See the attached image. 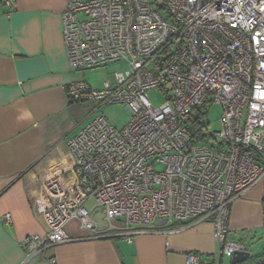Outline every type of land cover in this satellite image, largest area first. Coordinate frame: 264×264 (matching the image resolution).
Masks as SVG:
<instances>
[{
  "label": "built area",
  "instance_id": "obj_1",
  "mask_svg": "<svg viewBox=\"0 0 264 264\" xmlns=\"http://www.w3.org/2000/svg\"><path fill=\"white\" fill-rule=\"evenodd\" d=\"M61 15L69 70L127 67L102 88L69 82V100L124 104L130 119L116 127L98 114L70 138L71 170L46 179L34 200L47 229L23 239L26 260L56 264L48 253L74 222L131 242L164 218L212 221L219 257L245 250L228 240V218L264 177V0H66ZM151 89L165 102L154 106ZM211 103L222 108L215 132L203 116ZM192 116L207 135L193 134ZM186 264L210 261L190 252Z\"/></svg>",
  "mask_w": 264,
  "mask_h": 264
},
{
  "label": "crops",
  "instance_id": "obj_2",
  "mask_svg": "<svg viewBox=\"0 0 264 264\" xmlns=\"http://www.w3.org/2000/svg\"><path fill=\"white\" fill-rule=\"evenodd\" d=\"M65 7L66 0H15L10 11L0 0V264H48L27 261L21 246L27 235L47 229L34 200L46 179L71 170L68 142L100 109L67 96L65 86L77 73L67 65ZM104 228L92 233L71 223L66 227L70 240L48 254L56 264H186V255L198 252L210 264H231V255L218 256L212 221L157 225L131 242ZM228 228L229 241H250L256 248L245 247L249 260L264 246V177L234 200Z\"/></svg>",
  "mask_w": 264,
  "mask_h": 264
},
{
  "label": "rangeland",
  "instance_id": "obj_3",
  "mask_svg": "<svg viewBox=\"0 0 264 264\" xmlns=\"http://www.w3.org/2000/svg\"><path fill=\"white\" fill-rule=\"evenodd\" d=\"M126 65L123 62H113L105 66L96 67L88 69L85 71H76L75 81H85L89 83L93 88H102L105 81L113 79L114 73L119 70H126ZM148 96L151 99L154 106H159L165 102V96L163 91L159 89H151L148 91ZM209 111H207L203 116L206 118V122L209 123L210 130L212 132L218 131L220 129V119L222 115L221 105L218 103L209 104ZM98 114H104L108 120L116 127L124 126L130 119V113L124 104H111L104 105L91 116H89L82 126H84L89 120L93 119ZM208 140H206L207 142ZM93 201H89L87 206L91 208ZM245 247L254 252V246L250 241L244 242ZM253 243L257 244V241ZM261 255V256H259ZM264 246L257 248L255 257L251 258L245 264H262V259L264 260Z\"/></svg>",
  "mask_w": 264,
  "mask_h": 264
},
{
  "label": "water",
  "instance_id": "obj_4",
  "mask_svg": "<svg viewBox=\"0 0 264 264\" xmlns=\"http://www.w3.org/2000/svg\"><path fill=\"white\" fill-rule=\"evenodd\" d=\"M168 223V219L164 218L157 222L158 226H164ZM250 252L247 250L236 251L231 255V264H244L249 261Z\"/></svg>",
  "mask_w": 264,
  "mask_h": 264
},
{
  "label": "trees",
  "instance_id": "obj_5",
  "mask_svg": "<svg viewBox=\"0 0 264 264\" xmlns=\"http://www.w3.org/2000/svg\"><path fill=\"white\" fill-rule=\"evenodd\" d=\"M188 125L196 137H199V136L204 137L205 135L208 134V130H209L208 124L199 123L198 120H196L194 116L189 118ZM246 151H249V150L246 149Z\"/></svg>",
  "mask_w": 264,
  "mask_h": 264
}]
</instances>
